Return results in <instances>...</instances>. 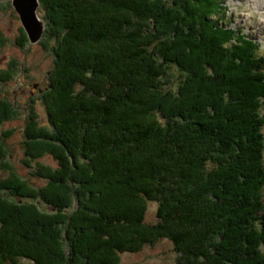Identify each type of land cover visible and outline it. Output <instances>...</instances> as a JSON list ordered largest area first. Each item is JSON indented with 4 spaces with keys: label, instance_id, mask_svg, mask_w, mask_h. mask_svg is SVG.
I'll return each mask as SVG.
<instances>
[{
    "label": "trees",
    "instance_id": "16d2710c",
    "mask_svg": "<svg viewBox=\"0 0 264 264\" xmlns=\"http://www.w3.org/2000/svg\"><path fill=\"white\" fill-rule=\"evenodd\" d=\"M41 4L49 128L31 119L26 152L56 166L32 173L40 187L0 181V264H121L162 240L177 264H264V63L220 22L222 0Z\"/></svg>",
    "mask_w": 264,
    "mask_h": 264
},
{
    "label": "rangeland",
    "instance_id": "374dc122",
    "mask_svg": "<svg viewBox=\"0 0 264 264\" xmlns=\"http://www.w3.org/2000/svg\"><path fill=\"white\" fill-rule=\"evenodd\" d=\"M39 1L38 15L46 26L42 39L36 44H31L12 3L0 0V72L4 76L9 75L8 77L13 78L16 72H13L9 66L19 65L17 81L13 80L9 84L0 82V100L4 101L6 98L10 105V118L8 117V121L0 123V146L4 147V154L0 159V181L12 178L17 174L34 187H40L47 183L46 180L32 175L39 164L56 166L55 161L48 153L40 157L32 155L29 160L26 152V142L36 140L27 136L35 131L31 130V119L38 125V128H49L48 113L43 100L48 97L50 78L55 66V57L52 52L53 36L47 35L46 10L45 6L41 4V0ZM253 1L264 2V0ZM228 3L229 17L232 20L233 28L243 29L244 34L255 38L264 51V6L251 9L247 4L237 0H228ZM255 10L260 11L262 15H259ZM18 44H22V48ZM177 79L178 75L173 74L165 81V85L177 88ZM26 161L30 163L31 168L25 164ZM4 192L8 194V199L14 203H31L27 198H18L15 193L11 195L10 192ZM39 205H42L43 211L50 208L42 200ZM53 211L56 209L52 210L51 208L50 212ZM156 212L157 204H151L147 216L148 222L155 223L157 221ZM121 260V264H177L178 256L173 243L169 240H162L154 246H146L141 252H126L121 255ZM19 264H31V262L27 259H20Z\"/></svg>",
    "mask_w": 264,
    "mask_h": 264
},
{
    "label": "water",
    "instance_id": "95a60500",
    "mask_svg": "<svg viewBox=\"0 0 264 264\" xmlns=\"http://www.w3.org/2000/svg\"><path fill=\"white\" fill-rule=\"evenodd\" d=\"M11 1L19 14L23 27L31 44L38 43L44 34L45 22L38 15L39 0H3Z\"/></svg>",
    "mask_w": 264,
    "mask_h": 264
},
{
    "label": "bare ground",
    "instance_id": "6f19581e",
    "mask_svg": "<svg viewBox=\"0 0 264 264\" xmlns=\"http://www.w3.org/2000/svg\"><path fill=\"white\" fill-rule=\"evenodd\" d=\"M239 1L242 2L243 4H247L248 7L251 9L260 8L261 6H264V2L262 1H259V2L253 1V0H239Z\"/></svg>",
    "mask_w": 264,
    "mask_h": 264
},
{
    "label": "flooded vegetation",
    "instance_id": "af4514ba",
    "mask_svg": "<svg viewBox=\"0 0 264 264\" xmlns=\"http://www.w3.org/2000/svg\"><path fill=\"white\" fill-rule=\"evenodd\" d=\"M2 1V0H1ZM3 2V1H2ZM20 48H22V44H18ZM9 66V65H8ZM9 67H11V70H13V72H16V75L15 77L12 78V80L10 82H12L13 80H16L17 81V75H18V70H19V65H10ZM10 82H8V80H6L5 82H2V84H9ZM1 84V83H0ZM6 99V98H5ZM8 100V99H6ZM14 105V104H13Z\"/></svg>",
    "mask_w": 264,
    "mask_h": 264
}]
</instances>
